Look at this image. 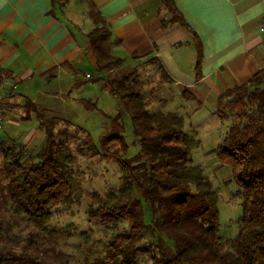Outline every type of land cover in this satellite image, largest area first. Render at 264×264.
<instances>
[{"label": "trees", "instance_id": "1", "mask_svg": "<svg viewBox=\"0 0 264 264\" xmlns=\"http://www.w3.org/2000/svg\"><path fill=\"white\" fill-rule=\"evenodd\" d=\"M162 1L170 13L163 26L183 24L173 0ZM109 36L108 26L96 22L86 36L87 52L96 79L103 81L129 115L140 154L132 158L116 155L119 186L97 196L85 209V215L103 233H113L95 264H136L139 254L149 252V264H264V71L224 91L217 102L218 116L228 122L211 153L220 165L231 168L241 209L237 232L222 240L217 204L220 188L213 187L204 169L190 161L191 151L198 145L196 135L183 130L178 113L148 107L137 69L125 68L122 58L109 53ZM114 68L118 72L107 74ZM55 120L41 122L44 143L34 154L11 144L1 148L4 195L12 213L25 216L37 232L29 234L20 251L1 248L0 264H66L59 254L37 244L46 242L45 236L61 235L48 225L53 210L81 192L71 167L74 155L55 140ZM113 121L101 137L103 147L122 142L120 114ZM88 146L92 155L99 153L95 146ZM134 187L148 202L149 225L144 223ZM124 220L128 226L119 231ZM146 227L156 234L154 244L141 240ZM165 239L173 243L167 245Z\"/></svg>", "mask_w": 264, "mask_h": 264}, {"label": "crops", "instance_id": "2", "mask_svg": "<svg viewBox=\"0 0 264 264\" xmlns=\"http://www.w3.org/2000/svg\"><path fill=\"white\" fill-rule=\"evenodd\" d=\"M173 4L183 24L163 26L170 13L162 0H0V166L2 146L35 153L44 143L46 116L68 114L60 106L70 105L64 96L71 82L96 76L86 36L103 21L110 31L106 48L122 66L157 61L164 77L151 104L178 113L183 130L196 135L193 150L201 147L203 162L192 164L218 170L222 165L211 152L227 125L216 112L218 98L264 71V0ZM90 66L94 77H85Z\"/></svg>", "mask_w": 264, "mask_h": 264}, {"label": "rangeland", "instance_id": "3", "mask_svg": "<svg viewBox=\"0 0 264 264\" xmlns=\"http://www.w3.org/2000/svg\"><path fill=\"white\" fill-rule=\"evenodd\" d=\"M134 64L137 66L135 68L138 80L143 83V93L147 103L156 102L155 87L160 81V77H164L161 67L153 58L134 62ZM85 69L94 77L93 67ZM116 72L118 69L114 68L107 71V74L112 75ZM96 77L79 84L71 82L70 96H64L70 105L60 106V109L68 114L65 117L54 116L56 119L53 130L55 140L64 143V147L73 153L74 162L71 167L81 186V192L79 196L71 198L67 205L56 207L48 222L50 227L64 235H60L57 237L58 239L53 236L52 238L45 236L46 242L42 243L41 241L37 244H40L41 248L48 247L51 252L59 254V258L66 264H95L101 259L104 252L103 245L113 233L107 235L103 233L97 223L88 219L85 209L97 196H103L108 190H114L119 186L121 182L120 168L115 156L125 155L132 158L140 154V145L133 133L129 115L121 109L118 99L104 88L103 81ZM149 84H152L151 88L148 87ZM147 88L148 91H146ZM150 108L156 109L154 104H151ZM118 114H120L123 128L121 132L122 144L119 141H114L109 146L103 147L101 137L112 128L113 119ZM46 117L45 120L50 121L51 116ZM226 127L227 125L224 127V131ZM88 143L95 146L99 153L92 155ZM200 148L193 150V153L190 154L191 162H203ZM208 169L204 173L211 179L213 187L220 188L217 204L220 222L219 238L223 240L234 236L238 229L236 219L241 213V209L239 200L235 196L236 185L232 179L231 168L227 165L220 166L218 170ZM5 182L6 178L0 171V249L20 251L28 241L29 234L36 233L37 229L26 220L25 216L12 213L10 202L4 195ZM134 197L140 200L144 223L151 224V211L148 202L139 195L135 187ZM127 226V221H122L119 231ZM157 234L162 235L160 232ZM155 235L146 227L141 240L154 244ZM171 241L169 243L165 239L167 245H171L173 243ZM50 251L48 253H51ZM149 253L139 254L136 264H149Z\"/></svg>", "mask_w": 264, "mask_h": 264}, {"label": "built area", "instance_id": "4", "mask_svg": "<svg viewBox=\"0 0 264 264\" xmlns=\"http://www.w3.org/2000/svg\"><path fill=\"white\" fill-rule=\"evenodd\" d=\"M260 30L263 32L264 35V12L261 16V20H260ZM90 75L88 73L85 74V77H89ZM5 118V106L2 102V99L0 98V125L3 122Z\"/></svg>", "mask_w": 264, "mask_h": 264}]
</instances>
